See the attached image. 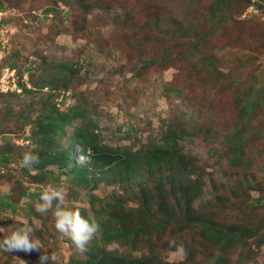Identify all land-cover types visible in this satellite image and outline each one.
<instances>
[{
    "label": "rangeland",
    "instance_id": "374dc122",
    "mask_svg": "<svg viewBox=\"0 0 264 264\" xmlns=\"http://www.w3.org/2000/svg\"><path fill=\"white\" fill-rule=\"evenodd\" d=\"M52 1H58L56 15L45 13ZM155 1L171 10L178 19L196 23L199 33H204L208 26L200 14L209 0ZM1 2L0 151L7 150L11 157V162L2 169L4 178L0 180L1 191L9 192L14 187L13 179L20 183L28 181L10 168L21 165L16 160L17 154L27 144L22 138L26 129L21 128L20 122L22 115L33 117L40 110L41 101L47 98L60 110L73 104L85 110L82 117L74 119L68 126L67 135L75 126L88 124L99 135L102 144L127 151L136 152L162 145L168 129H181L183 137L177 138L175 143L179 153L192 156L203 170L212 172L218 181H229L231 184L212 190L224 198L220 204L217 200H209L211 188L206 184L207 193L195 199L193 206L202 205L204 208L200 211L225 225L238 222L249 230H255L256 226L264 223V198L255 201L264 195V3L261 9H257L252 2L241 15H235L237 20L233 22L236 23L230 22L227 27L221 25L212 36L216 39L207 40L205 49L213 54L214 67L207 82L200 84L192 78L193 69L186 62H176L168 67H151L141 77L133 76L134 69L140 63L137 58L130 57L124 45L123 38L129 32L124 26L126 22V26L139 29L146 22V14L144 11L135 14L127 12V7L139 8L148 0ZM86 2L98 3L101 7L84 11L82 4ZM84 15L86 19L83 20ZM139 30L144 31L150 39L155 33V28ZM137 37L141 38L139 34ZM155 53L149 51L150 55ZM58 63H76L80 70L68 75V72L59 69ZM50 74L67 75V87L60 80L54 91L37 89L36 83ZM48 92L52 94L47 97ZM247 93L252 95L255 108L248 113L247 121L241 122L238 121L240 97ZM235 123L245 125L248 146L252 149L248 165L238 171L231 169L224 161L214 162L209 151L212 147L225 151L218 142L224 133L232 130ZM66 141L67 138L62 137L59 143ZM78 150L79 146L75 147V158L86 161ZM49 168L55 170V167ZM167 173L169 170L165 169ZM9 174L13 175V179ZM244 176L246 180L240 184V178ZM47 187L61 191L64 204L81 203L83 193L80 187L73 191L74 186L70 183L66 185L59 181L54 184L50 181L40 189ZM113 189L122 192V187L118 185L102 186L96 192L102 196ZM125 200L130 199L126 197ZM233 200H240L239 205H243L242 201L250 204L246 208L236 209L232 207ZM35 202L21 198L15 210L3 212L0 215L3 231L0 233L6 234L13 225L19 227L28 224L29 218L35 225L39 224L36 216L31 217L25 211L28 203H33L36 208L39 197ZM223 203L225 206L222 208ZM215 206L218 211L214 209ZM262 232L264 227L257 230V234ZM58 236L56 244L34 238L41 247L33 250L35 257L31 259L27 256L29 252H13L11 262L41 264V255H48L59 264H64L69 250L65 236L61 233ZM197 237L198 232L193 228L183 233V238L195 246L200 245ZM206 249L211 252L208 246ZM239 253L241 262H237ZM207 254L204 251L196 254V258L203 262ZM158 255L167 261L181 259L175 251L170 250L160 251V254L158 251ZM227 255L230 264H264V244H259V240L251 235L246 244L233 246ZM4 258H7L6 255L0 251V260ZM205 264H211V261Z\"/></svg>",
    "mask_w": 264,
    "mask_h": 264
},
{
    "label": "trees",
    "instance_id": "16d2710c",
    "mask_svg": "<svg viewBox=\"0 0 264 264\" xmlns=\"http://www.w3.org/2000/svg\"><path fill=\"white\" fill-rule=\"evenodd\" d=\"M257 1L264 3V0ZM57 2L52 1L47 5L45 13L56 15ZM252 2L253 0H209L206 9L200 14L208 23L204 33H199L196 23L178 19L171 10L157 4L155 0H148L147 4L139 8L128 6L127 12L135 14L144 11L146 14V22L139 29L155 28L150 39L144 31L126 26L125 22L124 27L129 32L123 38L124 45L130 52V57L137 58L140 63L134 69L133 76L139 78L151 67H168L176 62H186L193 69L192 78L200 84L206 83L214 67L213 54L205 49L207 40L216 39L212 36L221 25L227 27L230 22L236 23L237 21L233 22L237 20L235 15H241ZM0 6H3L2 2ZM82 7L84 11H89L101 6L86 2ZM149 51L156 53L150 55ZM56 65L61 71L68 72V75H74L80 70L76 63ZM67 78L65 74H50L35 86L37 89L47 88L54 91L60 80H63L66 88ZM51 94L48 92L47 97ZM251 96L249 93L241 95L238 121H247L248 113L255 108V101ZM84 113L85 110L76 104L60 110L45 98L40 103V110L33 117L22 115L21 128L24 131L26 129L22 138L27 144L17 154L16 160L21 161L24 153L32 152L39 156V162L31 171L21 165L10 167L28 181L20 183L9 174L14 180V187L9 192L0 190L1 215L6 210H15L17 201L21 198L35 202L42 191L40 188L50 181L54 184L59 181L66 185L70 183L74 186L73 191L79 190L78 187L82 189L81 203L73 205L62 202L61 206L79 209L85 218L89 214L93 215L100 222L101 230L88 242L85 252H78L71 241L64 237L69 250L64 264H205L209 261L211 264H230L227 252L233 246L246 244L251 235L259 240V244H264V232L257 234V230L264 227V223L256 226L255 230H249L238 222L225 225L213 220L208 213L200 211L204 208L202 205L193 206L195 199L207 193L206 184L211 188L209 192L212 196L209 200H217L219 204L224 198L212 190L231 184L229 181H218L212 172L203 170L192 156L179 153L175 143L177 138L183 137L181 129H168L163 136L162 145L146 147L136 152L127 151L125 148L102 144L99 135L88 124L75 126L70 135H67L66 129L71 122L82 117ZM244 127L243 124L238 126L235 123L232 130L224 133L218 144L225 151L216 147L209 150L214 162L224 161L235 171L248 165L252 149L248 146ZM62 137L67 138L64 144L59 143ZM77 146L86 161L75 158L74 149ZM10 162L8 151H0V180L4 178L2 169ZM49 166L55 167V170ZM165 169L169 173L165 174ZM245 180V176L240 178V184ZM111 185L121 186L122 192L113 189L102 196L96 192L99 187ZM126 197L130 200H125ZM262 198L264 195L255 201L259 202ZM227 200L229 203L228 198ZM40 203L42 202L39 199ZM57 203L60 202L54 201L46 213L37 212L33 203L26 204L25 211L31 217L36 216L39 219V224L36 225L31 218L28 219V225L33 228V239L37 238L41 242L52 241L53 244L58 242L59 232L55 229L53 215ZM242 203L243 205H239L240 200H233L232 207L243 209L250 204L246 201ZM214 204L216 203H212ZM224 206L223 203L222 208ZM214 209L218 211L217 206ZM191 228L198 232L199 246L183 238V233ZM6 235L7 233H0V239ZM173 240L183 243L187 255L176 261L162 260L158 251L159 254L160 251H175L169 244ZM206 246L211 248V252ZM204 251L208 254L201 262L196 254ZM1 252L7 258L1 259L0 264H14L11 262L13 252ZM28 252L27 256L33 259V250ZM238 261L241 262L240 253ZM46 264L59 263L51 258Z\"/></svg>",
    "mask_w": 264,
    "mask_h": 264
},
{
    "label": "clouds",
    "instance_id": "9594fccd",
    "mask_svg": "<svg viewBox=\"0 0 264 264\" xmlns=\"http://www.w3.org/2000/svg\"><path fill=\"white\" fill-rule=\"evenodd\" d=\"M38 162L39 156L32 152L24 153L20 161L21 166L30 171ZM39 199L42 202L36 207V211L39 213H46L53 206L54 201L60 202L57 203L53 212L55 229L67 237L78 252H85L88 242L101 230L100 222L91 214L85 218L81 215L79 209L62 207L63 193L56 188H44L40 193ZM2 231L3 227H0V232ZM32 233L33 228L26 223L19 227L13 225L8 228L7 235L0 239V251L28 252L41 248L40 242L33 239ZM169 244L170 247L175 248V254L178 257L183 258L187 255V250L183 243H177L173 240L169 241ZM50 259L51 257L48 255H41V264H46Z\"/></svg>",
    "mask_w": 264,
    "mask_h": 264
},
{
    "label": "water",
    "instance_id": "95a60500",
    "mask_svg": "<svg viewBox=\"0 0 264 264\" xmlns=\"http://www.w3.org/2000/svg\"><path fill=\"white\" fill-rule=\"evenodd\" d=\"M253 7H256L257 9H261L263 7V3L259 1H253Z\"/></svg>",
    "mask_w": 264,
    "mask_h": 264
}]
</instances>
